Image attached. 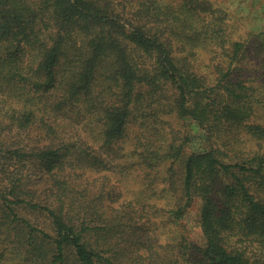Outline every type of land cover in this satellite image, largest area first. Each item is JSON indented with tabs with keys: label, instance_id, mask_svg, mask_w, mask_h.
<instances>
[{
	"label": "trees",
	"instance_id": "16d2710c",
	"mask_svg": "<svg viewBox=\"0 0 264 264\" xmlns=\"http://www.w3.org/2000/svg\"><path fill=\"white\" fill-rule=\"evenodd\" d=\"M238 23L223 0H0V264H264V30ZM110 153L132 193L95 184Z\"/></svg>",
	"mask_w": 264,
	"mask_h": 264
},
{
	"label": "rangeland",
	"instance_id": "374dc122",
	"mask_svg": "<svg viewBox=\"0 0 264 264\" xmlns=\"http://www.w3.org/2000/svg\"><path fill=\"white\" fill-rule=\"evenodd\" d=\"M223 5H225V7H228L230 10L233 11L236 20L239 22L238 23L239 27H241V29L244 30V34H245L244 36L249 37L251 39L259 30L261 29L264 30V0H223ZM259 103L261 106L262 105L264 106V98H261ZM163 116L164 118L167 119V123L161 125L165 126L166 132H168L172 127L183 129V127H180V124H178L174 120L173 114H168ZM81 127H83V124H81ZM186 128L188 130H191V133L194 135L192 141L188 143L187 149H194V150L198 149L202 143V131L197 129L194 125H188ZM79 131L81 132V134H83L84 141L91 144L88 145V147L99 146V141L96 139L95 137L96 134H94V132H89L88 130L86 131L85 128H80ZM130 131L132 132V129ZM33 133H30L29 135L26 136V137L31 136L30 138L24 137L25 139L23 140V142L26 143L29 139L34 140L35 135ZM171 135L172 133H169L167 138H170ZM118 145L126 147L127 145H129V141L126 140L123 143L122 142L117 143L116 146ZM104 156H106V158L109 161L108 169L102 170L101 168H99L96 170L98 176L95 177V184L101 186L104 185L105 188V187H109L108 185L112 186V181H113L117 185H119V187L124 186V188H126L129 193H132L134 187L139 184L138 179L135 176V172L132 171L131 174H129L128 171L127 172L121 171L119 158L116 157L114 154L111 153L108 155L104 154ZM86 165L87 164L85 163L83 167H86ZM27 172H30V170H28ZM104 175H108L112 181L109 178L104 177ZM34 177L36 176L34 175ZM85 177L89 178L91 181L90 183L84 181V183L87 184V187L88 185H90V188L89 190H86V195H85V197L88 198V195L90 196V194H92L90 191L92 190L91 184L94 185V183H92L93 175L90 176L87 173ZM158 197H159L158 194L154 196L155 199ZM200 205H201L200 199L195 198L191 206L188 208V211L182 218V223L185 225V231L188 234L189 238L191 239V241H194L199 245L204 242L201 228L198 222ZM21 213H24L26 216H28L38 226L46 228L47 230H51L49 221L43 213L36 212L31 209H22ZM147 260L154 261L156 260V256L154 255L152 257H145L144 261L146 262Z\"/></svg>",
	"mask_w": 264,
	"mask_h": 264
}]
</instances>
